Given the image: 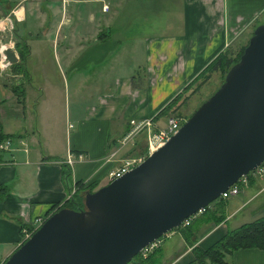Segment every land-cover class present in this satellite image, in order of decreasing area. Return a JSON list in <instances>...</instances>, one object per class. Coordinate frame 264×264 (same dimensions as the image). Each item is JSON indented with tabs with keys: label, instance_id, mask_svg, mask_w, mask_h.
I'll list each match as a JSON object with an SVG mask.
<instances>
[{
	"label": "crops",
	"instance_id": "crops-1",
	"mask_svg": "<svg viewBox=\"0 0 264 264\" xmlns=\"http://www.w3.org/2000/svg\"><path fill=\"white\" fill-rule=\"evenodd\" d=\"M11 16L28 56L25 76L0 79V133L15 137L0 152V185L8 189L0 196V264L35 220L45 221L60 206L80 207L90 184L95 190L107 185L121 160L143 153L145 134L137 148L119 145L130 121L152 120L154 131L164 127L163 109L231 44L251 37L264 19V0H0V25L12 24ZM52 57L55 76L46 62ZM12 85H21L22 103ZM69 154L71 167L62 163ZM262 181L243 193L264 188ZM226 224L210 227L193 245L208 248L226 234ZM173 234L187 247L180 233L165 237ZM185 249L160 252V264H190L191 248ZM227 257V264H264L259 249Z\"/></svg>",
	"mask_w": 264,
	"mask_h": 264
},
{
	"label": "water",
	"instance_id": "water-1",
	"mask_svg": "<svg viewBox=\"0 0 264 264\" xmlns=\"http://www.w3.org/2000/svg\"><path fill=\"white\" fill-rule=\"evenodd\" d=\"M10 65L18 63L8 49ZM264 161V21L218 90L146 160L51 214L4 264H127Z\"/></svg>",
	"mask_w": 264,
	"mask_h": 264
},
{
	"label": "trees",
	"instance_id": "trees-1",
	"mask_svg": "<svg viewBox=\"0 0 264 264\" xmlns=\"http://www.w3.org/2000/svg\"><path fill=\"white\" fill-rule=\"evenodd\" d=\"M11 21L13 23V34H16V19L11 16ZM14 47L18 53L19 64L11 65V71H13L15 75L20 74L25 76L26 72L24 69V63L28 56L25 42L22 41V39H19V41L15 43ZM245 47L246 46L240 48L239 51L235 54H231L228 49H226L223 53L218 55L187 88H185L180 94H178V96L174 98L163 109L161 114H163L164 116H168L170 114L176 113L179 110L178 107L183 104L182 102L185 101H179L183 94L185 92H188L190 89L192 90L190 92V95H194L204 85V83H206L210 73H213L217 70L220 71L223 75H225L227 71L238 62ZM200 79H202L201 83L198 82ZM11 89L13 93L17 96V99H19V102L22 103L24 95L21 85H12ZM7 138L12 139L15 137L6 136L0 133V142ZM63 171V178L65 180V183H67L68 181H70V169L68 168V166L65 165ZM249 183H253V180H250ZM89 187H91L92 192L96 189V186H93L92 184H90ZM7 190L8 189L5 185H0V196L5 194ZM220 202H222V200ZM63 207L64 206H60L57 208V210L62 209ZM200 220L204 222L199 223ZM212 222L220 224V222H223V218L221 216L216 217L215 213L212 212L209 207H207L205 208L204 212L200 215V218L198 220H193L191 224L186 228H180L175 230L183 236L186 243H189L191 242L190 238L194 235V232L192 230L190 232V226L194 225L193 227L194 229H196L197 226L199 227L202 225H207L208 223ZM240 249L264 250V217L256 219L251 223L243 224L238 228L227 230L224 236H222L210 248L206 250H201L199 248L194 247L191 250L194 257L192 263L207 264V262H210L211 264H227L222 261L223 256L225 254L229 255L233 251ZM160 251L161 248H158L146 259H142L139 255H137L133 258L131 262L127 264H160Z\"/></svg>",
	"mask_w": 264,
	"mask_h": 264
},
{
	"label": "rangeland",
	"instance_id": "rangeland-1",
	"mask_svg": "<svg viewBox=\"0 0 264 264\" xmlns=\"http://www.w3.org/2000/svg\"><path fill=\"white\" fill-rule=\"evenodd\" d=\"M263 21H264V19L262 20V22ZM12 24L9 20H6L5 23L1 24L2 28H0V29H2V30H0V43L6 44V43L10 42L12 44V50L15 51L14 43H15V40L18 41V39H16L15 35L12 32L13 31ZM249 39L248 40L244 39L243 41L234 42L233 44L230 45V47L228 48V51L231 54L237 53L240 48L247 46ZM46 62L48 64V67L50 68V74L55 76L56 75V64L53 60V57L50 60L47 59ZM13 75H15V74L13 73V71H11L10 67H8L4 70H0L1 81L7 82V83H12L15 81V79H17ZM225 75H223L220 71H217V70L214 71L213 73H210L206 83H204V85L194 95H190V92L192 91L190 89L188 92H185L183 94V96L179 99V101L180 100L181 101L185 100V101L182 102L183 104H181L178 107L179 110L176 113L170 114L168 116L169 117L173 116V117L179 118L184 123L199 108V106L203 102H205L207 99H209L218 90V88L220 87V85L224 81ZM18 79H20V78H18ZM30 79H31V83L33 85H36L38 80H39V76L33 75V78L31 77ZM201 81H202V79H200L198 82L201 83ZM34 102L35 101H33V103ZM177 104H178V102H177ZM166 122L167 121H165V119H160V121H159V123L161 125H165ZM183 123H182V125H183ZM142 134H140V135H142ZM140 135H138L134 139V143L139 144V145H140V142L142 141V137H140ZM127 146H125V147H127L128 149L130 147H132V149H133V147H134L132 144H128ZM134 148H137V146ZM262 180H260L261 183L263 182ZM257 181H259V180H257ZM248 187H249V185H248ZM248 187L243 188L241 190L240 194L237 196H231L227 200H222V202H220L221 200L218 198L217 200H215L214 202H212L209 205L210 210L215 213L216 217L221 216L223 218V222L222 223L220 222V224L227 223L226 224V226L228 227L227 230L235 229V228L240 227L243 224L251 223V222L255 221L256 219L262 218V216L264 215V188H262L263 184L259 185L256 188H253L251 191V194H252L251 197L254 196L252 198L253 200L251 202L244 203L251 195V194L243 193V191L248 189ZM83 206H84V203L81 202L80 207H83ZM219 207H220V209H219ZM75 208H77V207H75ZM200 215L196 216L195 219L198 220L200 218ZM201 222H204V221L200 220L199 223H201ZM220 224L212 222V223H208L207 225H202L199 227L197 226L196 229H194V227H193L194 225L190 226L191 227L190 232L192 230L194 232V235L190 238L191 242L186 243L187 247L191 248V250L194 247L198 248L196 245H193V243H197L198 241L201 242L202 240H204V238L207 235L202 237L203 232L206 231L207 229H209L210 227H213V226L216 227ZM180 228H182V227L180 226L178 229H180ZM176 230H172V231H174L175 233H179ZM180 241H181V237H179V235H177V234H173L172 236L167 237V238L164 236L162 238V247H161L160 252L162 253V255L164 253V255L167 256V255H169V253L171 251L172 252H176V251L182 252V251L186 250L185 248H187V247L185 245H183L182 243H180ZM211 246H209L208 248H210ZM208 248H206V249H208ZM206 249H204V250H206ZM171 254H170V256H171ZM227 256H228L227 254H225L223 256L222 261H224L225 263H227V261H228ZM191 257H192V261H193L194 257H193L192 252H191ZM192 261L190 264H195V263H192ZM207 264H211V263L207 262Z\"/></svg>",
	"mask_w": 264,
	"mask_h": 264
},
{
	"label": "built area",
	"instance_id": "built-area-1",
	"mask_svg": "<svg viewBox=\"0 0 264 264\" xmlns=\"http://www.w3.org/2000/svg\"><path fill=\"white\" fill-rule=\"evenodd\" d=\"M108 7L104 5L102 7L103 11H106ZM5 56V53H4ZM5 63H9L8 61H5ZM11 66V65H10ZM183 121L176 117H168L166 125L162 128H159L157 131H154V123L152 120H143V121H130V129L126 133V135L123 137V139L120 142V147L124 148L128 144L134 145V139L140 135L145 134L146 138V147L145 151L140 154H136L133 157L124 158L121 160L120 165L115 167L113 170L109 171L107 174V184L115 181L116 179L122 177L125 173L128 171L134 169L141 163H143L146 158L151 155L153 152H155L157 149H159L161 146H163L173 135L176 134V132L180 129L182 126ZM71 127V126H70ZM12 148V139L7 138L0 142V152L9 151ZM116 152H113L110 155V158H113L115 156ZM74 156L72 154H69L66 158V160L62 161L65 164H67L69 167H71L74 163ZM264 179V161L256 167L254 170L250 171L247 175L242 176L238 179L236 183L231 185L226 191H224L219 199L221 200H227L231 196H237L240 194L241 190L243 188H247L249 185L250 180L257 181ZM75 188L71 190V192L68 195V199H71L74 196ZM205 210V209H204ZM204 210H200L196 214L190 216L184 222L180 225L182 228L188 227L190 223L195 219L196 216L202 214ZM44 221L41 219L35 220V225L33 226V229L26 230L24 229L22 231V237L23 240L21 242L24 243L27 241L31 235L43 224ZM166 236V235H165ZM164 237V236H163ZM159 238L157 240H154L144 248L140 250L138 253L139 256L143 259L151 255L155 250L161 247L162 245V238ZM20 244V245H21Z\"/></svg>",
	"mask_w": 264,
	"mask_h": 264
},
{
	"label": "clouds",
	"instance_id": "clouds-1",
	"mask_svg": "<svg viewBox=\"0 0 264 264\" xmlns=\"http://www.w3.org/2000/svg\"><path fill=\"white\" fill-rule=\"evenodd\" d=\"M10 46H11V44L4 45V44L0 43V70H4V69L10 67V62L5 63V61H7V57H5L3 55V53L5 51H7Z\"/></svg>",
	"mask_w": 264,
	"mask_h": 264
},
{
	"label": "bare ground",
	"instance_id": "bare-ground-1",
	"mask_svg": "<svg viewBox=\"0 0 264 264\" xmlns=\"http://www.w3.org/2000/svg\"><path fill=\"white\" fill-rule=\"evenodd\" d=\"M0 28H2V26L0 25ZM4 45H7V44H4ZM8 49H11V46L8 48ZM5 53V52H4ZM4 53H3V55H4Z\"/></svg>",
	"mask_w": 264,
	"mask_h": 264
}]
</instances>
